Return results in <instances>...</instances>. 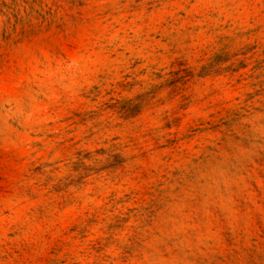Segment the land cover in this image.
I'll list each match as a JSON object with an SVG mask.
<instances>
[{
    "label": "rangeland",
    "instance_id": "rangeland-1",
    "mask_svg": "<svg viewBox=\"0 0 264 264\" xmlns=\"http://www.w3.org/2000/svg\"><path fill=\"white\" fill-rule=\"evenodd\" d=\"M0 264H264V0H0Z\"/></svg>",
    "mask_w": 264,
    "mask_h": 264
}]
</instances>
